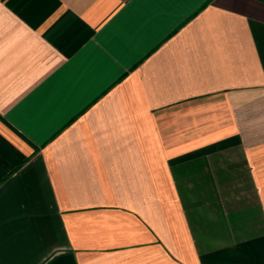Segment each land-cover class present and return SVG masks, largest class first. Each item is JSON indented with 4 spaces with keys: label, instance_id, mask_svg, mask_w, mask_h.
I'll use <instances>...</instances> for the list:
<instances>
[{
    "label": "crops",
    "instance_id": "crops-1",
    "mask_svg": "<svg viewBox=\"0 0 264 264\" xmlns=\"http://www.w3.org/2000/svg\"><path fill=\"white\" fill-rule=\"evenodd\" d=\"M0 264H264V0H0Z\"/></svg>",
    "mask_w": 264,
    "mask_h": 264
}]
</instances>
